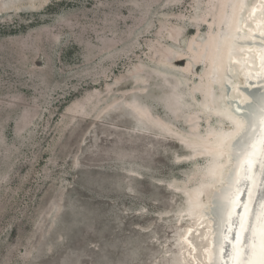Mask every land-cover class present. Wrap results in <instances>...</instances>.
Masks as SVG:
<instances>
[{
	"label": "rangeland",
	"instance_id": "obj_1",
	"mask_svg": "<svg viewBox=\"0 0 264 264\" xmlns=\"http://www.w3.org/2000/svg\"><path fill=\"white\" fill-rule=\"evenodd\" d=\"M254 3L0 0V264H203Z\"/></svg>",
	"mask_w": 264,
	"mask_h": 264
},
{
	"label": "bare ground",
	"instance_id": "obj_2",
	"mask_svg": "<svg viewBox=\"0 0 264 264\" xmlns=\"http://www.w3.org/2000/svg\"><path fill=\"white\" fill-rule=\"evenodd\" d=\"M256 1L257 3H254L248 8L249 15H256V12L259 10L258 7H260L264 13V0ZM238 27H235V29L239 31L237 36H235L241 37L240 40L237 41V45L239 46V51L244 56L238 59L235 58L234 62L240 71L241 76L239 77H242V88L247 89L248 87H253L252 89H255L256 86H259V88H262L261 91L259 90L262 97V93L264 92V21H261L259 17L254 19V22L248 29L247 37L250 38L249 40H245L244 37L240 35L241 33ZM257 38H259V40H256ZM251 58H253L254 65L250 62ZM262 101L264 100L262 99ZM258 104L264 109V103ZM239 105L238 103L237 106L239 107ZM240 107H244V105ZM229 108L233 111V113H231L236 121L237 128L230 135L224 154L225 165L218 171L217 184L213 185L216 187V193L227 199L228 203L224 208L225 217L220 230L222 239L217 244L215 243L214 238L216 233L214 229L217 227V225L216 227L214 226L215 223L213 224L210 222L207 226L204 224L207 229L200 233L203 243L199 248V254L202 257L203 264H217L214 258L215 249L219 264H252V262H254L252 257V243L262 239L261 231L264 227V215L260 216V213L262 209H264V196L261 195V192L264 191V189L261 188V185H264V111L259 110V116H257L256 120L254 119L253 121L246 122L243 117L237 114L238 111H235V108ZM229 108H227V110H229ZM248 124L250 126L248 131H250V128L253 126H255V129H253V133L248 140L247 151L238 153V149L235 151L232 139L241 129H247ZM234 151L236 153V158L232 159L231 155L234 154ZM230 168L233 169L237 176L234 175L232 182L222 191L221 188H223L227 182L224 180V174ZM210 195L211 193L208 195V198ZM245 202H248L246 206V209L248 208V214L245 223L251 226L249 231H245L244 224L241 229V224L243 223L241 215H244L246 211L244 209ZM200 210L199 212L203 209ZM233 220H235V223H233ZM192 227L193 226H190L188 228L185 234L186 238L191 235ZM192 247L196 250L194 245H192Z\"/></svg>",
	"mask_w": 264,
	"mask_h": 264
},
{
	"label": "water",
	"instance_id": "obj_3",
	"mask_svg": "<svg viewBox=\"0 0 264 264\" xmlns=\"http://www.w3.org/2000/svg\"><path fill=\"white\" fill-rule=\"evenodd\" d=\"M261 89L262 88L255 89L256 92H257V94L259 93V90L261 91ZM261 98L264 100V92L262 93V97ZM263 103H264V101L261 102V104H263ZM259 110L260 111H264L263 107H261ZM249 127L250 126L248 124L247 131L249 130ZM253 129H255V126H253V127L250 128V131L249 132H251V134L253 133ZM232 168H230L224 174V176H225L224 180H226L227 183L232 182V180L234 178V175L237 176V174L234 173V171H233ZM224 189H225V185H224L223 188H221V190L223 191ZM220 200H221L222 205H223V212H222V222H223V219L225 217L224 208H225V206H227L228 201H227V199H225V198H223L221 196H220ZM247 205H248V202H245L244 209L246 211L245 212L243 211L244 212V215H241V217L243 218V223L241 224V229H242L243 224H245V221H246V218H247V214H248V208L246 209V206ZM263 215H264V209H262V212L260 213V216H263ZM263 224H264V219H263ZM221 227H222V225L219 227V231H217V234H216V236L214 238L216 244L222 239L221 238V234H220ZM261 233H262L261 234L262 235V239L256 240V241H254V243H252V248H253L252 257L254 259V262H252V264H258V263L260 264V262H261V264H264V227H263ZM216 254L217 253H216V249H215V254H214V258L216 259L215 260L216 261L215 263L219 264L218 261H217Z\"/></svg>",
	"mask_w": 264,
	"mask_h": 264
},
{
	"label": "snow or ice",
	"instance_id": "obj_4",
	"mask_svg": "<svg viewBox=\"0 0 264 264\" xmlns=\"http://www.w3.org/2000/svg\"><path fill=\"white\" fill-rule=\"evenodd\" d=\"M249 139H250V136L248 134L247 129L246 128L241 129V132L238 133L236 145H235V147L238 149V153L247 151ZM261 188L264 189V185H261ZM261 195L264 196V191L261 192ZM233 223H235V220H233ZM250 227L251 226L249 224H247V223L244 224L245 231H249ZM245 239H246V237H245ZM253 239H254V237H253Z\"/></svg>",
	"mask_w": 264,
	"mask_h": 264
}]
</instances>
